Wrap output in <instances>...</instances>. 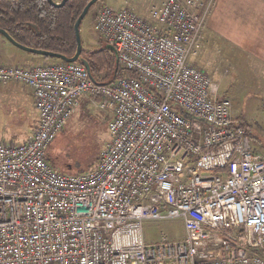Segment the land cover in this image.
<instances>
[{
    "label": "built area",
    "instance_id": "obj_1",
    "mask_svg": "<svg viewBox=\"0 0 264 264\" xmlns=\"http://www.w3.org/2000/svg\"><path fill=\"white\" fill-rule=\"evenodd\" d=\"M214 2L102 7L94 30L133 74L110 84L78 61L0 63L38 111L31 137L0 141V264H264V156L193 58ZM84 99L112 112L110 139L63 171L49 148ZM172 220L182 238L148 242L146 221Z\"/></svg>",
    "mask_w": 264,
    "mask_h": 264
},
{
    "label": "rangeland",
    "instance_id": "obj_2",
    "mask_svg": "<svg viewBox=\"0 0 264 264\" xmlns=\"http://www.w3.org/2000/svg\"><path fill=\"white\" fill-rule=\"evenodd\" d=\"M163 1L100 0L86 17L82 25L81 35L85 48L88 50L96 49L101 45L100 40L102 38L98 37L99 35L95 32L93 24H95L98 12L102 7L106 5L114 9L128 7L147 18L150 15V9L155 5L161 4ZM6 40L0 35V63L14 65L25 64L20 61H16V64L15 61L13 62L3 57L10 47L40 58L36 54L28 53L17 48ZM103 42V45L106 46L107 43L104 40ZM204 51L202 47L199 49L198 54L193 57L194 63L213 77L214 81L220 85L221 92L223 83L218 82V78L214 76V73L221 72L224 67L223 65L222 67L220 65L216 67L213 57L209 56L207 51ZM53 62L57 61L40 58L38 63L35 64H48ZM241 104L243 108H241L239 113V105L236 102L233 105V109L235 108L237 113L241 114V118H237L240 122L250 127L249 124H251V121L260 120L256 116L261 113L260 110H264V103H261L263 104L261 109L251 108L247 102H242ZM37 112V109L34 108L31 93L26 87L16 82L7 85L0 83V141L23 143L34 128L33 124L36 123L38 118ZM111 116V111L96 108L91 102L84 100L79 108H77L74 116L67 122L65 129L57 136L58 138L52 143L51 148H49L50 161L53 165L58 169L69 172H82L93 168L98 163V158L110 139L107 126ZM234 116L236 115L234 114ZM250 129H252V132L257 131L255 127H250ZM182 228L181 221H146L144 231L148 242H158L162 238V234H166L170 239L182 238L184 235V229Z\"/></svg>",
    "mask_w": 264,
    "mask_h": 264
},
{
    "label": "crops",
    "instance_id": "obj_3",
    "mask_svg": "<svg viewBox=\"0 0 264 264\" xmlns=\"http://www.w3.org/2000/svg\"><path fill=\"white\" fill-rule=\"evenodd\" d=\"M211 8L199 45L213 57L216 67H224L221 72L214 73L218 82L223 83L220 95L229 97L234 104L236 102L239 105L238 113L243 108L242 102H247L251 108L261 109V103H264V0H215ZM3 57L15 63L24 62L21 64L24 66L35 65L40 60L35 55L11 47ZM28 90L36 108L33 93L31 89ZM260 112L256 116L260 120L248 123L257 131L252 132L248 126L247 129L251 134L253 149L264 156V110ZM238 113L235 109L236 119L241 118ZM37 124L38 118L29 137Z\"/></svg>",
    "mask_w": 264,
    "mask_h": 264
},
{
    "label": "trees",
    "instance_id": "obj_4",
    "mask_svg": "<svg viewBox=\"0 0 264 264\" xmlns=\"http://www.w3.org/2000/svg\"><path fill=\"white\" fill-rule=\"evenodd\" d=\"M52 2L60 4L62 0ZM66 2L64 6L57 7L49 0H0V29L6 31L22 46L72 58L78 47L74 25L90 0ZM95 6L96 4L91 7L87 16ZM84 20L80 24L81 29ZM103 43V40H100L101 45L98 48L88 50L82 38L83 63H80L89 65L92 78L100 84H110L122 77L133 76L121 65L116 71V55L114 51L106 49ZM38 56L44 60L64 62L59 58Z\"/></svg>",
    "mask_w": 264,
    "mask_h": 264
},
{
    "label": "water",
    "instance_id": "obj_5",
    "mask_svg": "<svg viewBox=\"0 0 264 264\" xmlns=\"http://www.w3.org/2000/svg\"><path fill=\"white\" fill-rule=\"evenodd\" d=\"M68 0H62V3L60 4H55L52 2V0H49V2L53 3L55 6L57 7H61V6H64ZM99 2V0H90V3L86 6V8L84 9L83 12H81L82 14L80 15V17L78 18L76 24L74 25L75 26V32H76V37L77 38V44H78V47H77V51H76V54L72 57V58H66L64 56H61V55H58V54H55V53H52V52H48V51H44V50H37V49H31V48H28V47H25V46H22L20 45L19 43H17L16 41H14V39L4 30H1L0 29V34H2L3 36H5L8 40L7 41H10L14 46L18 47L19 49H22L28 53H32V54H36V55H42V56H45V57H53V58H59V59H62L64 60V63L65 62H82V58H81V55H82V49H83V44H82V35H81V26L80 24H82L83 20L85 19V17L87 16L88 12L90 11L91 7L95 4H97ZM106 49H110L112 51H114L115 55H116V71H118V67L120 65L119 63V56H118V52L116 51V49H114L112 47V45H109L107 44L105 46ZM83 63V62H82ZM84 66L89 70V65L88 64H84ZM90 73V71H89Z\"/></svg>",
    "mask_w": 264,
    "mask_h": 264
},
{
    "label": "flooded vegetation",
    "instance_id": "obj_6",
    "mask_svg": "<svg viewBox=\"0 0 264 264\" xmlns=\"http://www.w3.org/2000/svg\"><path fill=\"white\" fill-rule=\"evenodd\" d=\"M0 35L3 37V35H2V34H0ZM7 40H8V39H7ZM7 40H6V41H7ZM8 42H9V41H8ZM9 43H10V42H9ZM12 45H13V44H12Z\"/></svg>",
    "mask_w": 264,
    "mask_h": 264
}]
</instances>
